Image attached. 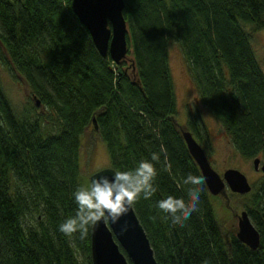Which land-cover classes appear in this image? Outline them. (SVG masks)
<instances>
[{
  "label": "trees",
  "instance_id": "trees-1",
  "mask_svg": "<svg viewBox=\"0 0 264 264\" xmlns=\"http://www.w3.org/2000/svg\"><path fill=\"white\" fill-rule=\"evenodd\" d=\"M70 2L0 0V64L21 76L32 109L44 107L17 113L0 84V264H90V227L83 238L59 231L77 210L79 153L90 130L114 171L154 164L156 191L132 209L157 264H264V173L247 194H236L259 235L254 250L235 232L222 234L204 185L184 226L158 208L169 195L189 202L183 180L200 176L171 120L170 41L232 150L264 162V73L243 29H264V0H123L131 61L118 65L97 54ZM183 126L208 149L196 111Z\"/></svg>",
  "mask_w": 264,
  "mask_h": 264
},
{
  "label": "water",
  "instance_id": "water-1",
  "mask_svg": "<svg viewBox=\"0 0 264 264\" xmlns=\"http://www.w3.org/2000/svg\"><path fill=\"white\" fill-rule=\"evenodd\" d=\"M70 7L78 22L86 29L94 49L101 57H108L115 65L131 61L127 48V24L122 15L123 0H71ZM130 73L138 83L131 65ZM37 105L38 102H35ZM178 127L186 151L200 176L205 177L204 187L212 197L226 196V192L245 195L250 191L246 177L236 169L227 168L217 173L209 162L204 148L192 134L171 119ZM93 130H96L92 119ZM96 134V133H95ZM252 169L264 173V162L258 158L251 160ZM260 164V165H259ZM259 165V167H258ZM111 167L99 169L88 176V184L99 175H114ZM235 238L247 248L254 250L259 243V235L251 224L245 210L236 214ZM127 225L126 230H122ZM90 264H157L146 234L133 209L123 216L118 224L98 223L89 230Z\"/></svg>",
  "mask_w": 264,
  "mask_h": 264
},
{
  "label": "rangeland",
  "instance_id": "rangeland-1",
  "mask_svg": "<svg viewBox=\"0 0 264 264\" xmlns=\"http://www.w3.org/2000/svg\"><path fill=\"white\" fill-rule=\"evenodd\" d=\"M243 29L250 37L254 56L264 73V29L256 30L247 24H243ZM128 56L130 57V55ZM168 64L175 99L174 120L176 123L183 126L187 113L196 111L205 127L208 145V149L205 148V153L211 167L219 174L227 168L236 169L251 184L262 172L252 169L251 159H244L232 150L220 123L196 99L195 88L187 69V63L175 41L168 43ZM0 84L10 105L17 113L24 109L35 110L36 113L43 112L44 107L40 106L39 103L35 109H32L34 99L31 98L28 87L13 67L7 69L0 64ZM203 145L201 144L202 148H204ZM79 164V173L84 186L88 185V176L91 173L109 166L104 144L91 130L86 131L82 137ZM227 200H230V203ZM211 203L222 234L225 236L228 232H235L236 218L232 214L240 212L243 199L236 196L229 198V195L225 198L221 195L212 199Z\"/></svg>",
  "mask_w": 264,
  "mask_h": 264
},
{
  "label": "clouds",
  "instance_id": "clouds-1",
  "mask_svg": "<svg viewBox=\"0 0 264 264\" xmlns=\"http://www.w3.org/2000/svg\"><path fill=\"white\" fill-rule=\"evenodd\" d=\"M163 151V148H162ZM151 161H159V154L153 153ZM157 176L154 164L143 160L131 170L115 171L109 178L99 175L86 186H80L74 193L77 210L75 216L66 219L59 226L65 235L80 233L87 235L89 227L98 223L118 224L127 215L132 206L143 197L151 198L156 189L153 182ZM188 188L189 202L169 195L158 202L161 212L171 217L172 223L184 226L193 212L197 211L200 194L205 184V177L188 174L183 180ZM127 225L122 230H126ZM203 264H209L207 260Z\"/></svg>",
  "mask_w": 264,
  "mask_h": 264
},
{
  "label": "flooded vegetation",
  "instance_id": "flooded-vegetation-1",
  "mask_svg": "<svg viewBox=\"0 0 264 264\" xmlns=\"http://www.w3.org/2000/svg\"><path fill=\"white\" fill-rule=\"evenodd\" d=\"M260 162H262V161H260ZM259 166V165H258ZM257 170H259V169H257ZM256 170V171H257ZM228 195H229V198H231V197H235V196H237L236 194H230V193H227V197H228ZM215 198H217V197H214V199ZM229 203H230V200H227ZM240 210H243V209H240ZM232 214V213H231ZM232 216L234 217L235 216V218H236V214H232Z\"/></svg>",
  "mask_w": 264,
  "mask_h": 264
},
{
  "label": "bare ground",
  "instance_id": "bare-ground-1",
  "mask_svg": "<svg viewBox=\"0 0 264 264\" xmlns=\"http://www.w3.org/2000/svg\"><path fill=\"white\" fill-rule=\"evenodd\" d=\"M260 165V164H259ZM259 167V166H258ZM227 193H228V191L226 192V196H227Z\"/></svg>",
  "mask_w": 264,
  "mask_h": 264
}]
</instances>
